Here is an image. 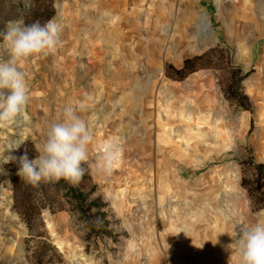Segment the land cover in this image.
Returning <instances> with one entry per match:
<instances>
[{
  "label": "rangeland",
  "instance_id": "rangeland-1",
  "mask_svg": "<svg viewBox=\"0 0 264 264\" xmlns=\"http://www.w3.org/2000/svg\"><path fill=\"white\" fill-rule=\"evenodd\" d=\"M2 1L16 12L33 7ZM53 7L63 44L21 65L29 119L0 127V147L23 139L12 154L30 143L35 159L46 124L72 105L95 130L91 163L109 139L124 154L110 175L89 172L86 191L96 185L90 198L105 204L107 234L89 237L68 203L43 210L47 240L60 254L50 264H229L237 221L264 218L249 162L264 165V0H55ZM16 19L5 20L4 31ZM210 50L209 67L181 81L166 75V65ZM235 69L251 70L241 82L249 109L227 94ZM0 167V264H32L34 242L11 210L9 176L19 166ZM260 183L264 190V174Z\"/></svg>",
  "mask_w": 264,
  "mask_h": 264
},
{
  "label": "clouds",
  "instance_id": "clouds-1",
  "mask_svg": "<svg viewBox=\"0 0 264 264\" xmlns=\"http://www.w3.org/2000/svg\"><path fill=\"white\" fill-rule=\"evenodd\" d=\"M61 34L62 25L55 18L43 24L38 20L30 24L23 19L10 20L0 33V43L7 51V58L0 59V127L28 122L27 108L32 95L21 65L33 57L54 55L63 44ZM78 111L72 105L64 106L57 119L46 124L45 138L36 147L35 159H29L26 148L23 155H13L25 141L10 140L6 148L0 147V165L18 164V177L33 187L60 180L76 185L86 172L110 175L123 159V146L111 139L105 141L95 163H91L89 154L96 142L95 130L91 118L85 120ZM228 234L233 238L226 245V250L232 252L229 264L236 254L238 264H264V218L258 217L252 223L238 220L235 236Z\"/></svg>",
  "mask_w": 264,
  "mask_h": 264
},
{
  "label": "trees",
  "instance_id": "trees-1",
  "mask_svg": "<svg viewBox=\"0 0 264 264\" xmlns=\"http://www.w3.org/2000/svg\"><path fill=\"white\" fill-rule=\"evenodd\" d=\"M31 2L32 8L16 12V5L4 4L0 0V33L4 32V22L10 17L21 16L25 23L28 24L37 20L43 24L54 17L55 9L53 4L55 0H31ZM6 11L10 13V16H3ZM1 41L2 36H0ZM210 53L211 50L186 58L178 68L168 64L165 67V73L171 79L181 81L197 70L209 67L208 56ZM250 73L251 70L242 74L240 69H235L232 73V81L227 87V94L230 99L243 103L244 109H249V102L248 97L241 91V82ZM25 148L29 159H34L31 156V152L34 150L30 143H27L21 149L22 155L25 152ZM249 162L257 173L254 191L264 200L263 185L260 183L261 176L264 174V165L254 162L252 158H250ZM84 167L87 168V165L85 164ZM9 183L12 189L11 210L17 214L27 230L29 239L34 242L30 257L32 264H50L60 260V254L47 240L42 219L43 210H49L52 213L62 211L65 210V203H68L74 208V213L77 217L85 224L89 231V237L93 235L98 238L108 233L104 225V202H102L100 196L93 199L90 198L96 189V185H92L90 190L86 191V188L91 183L89 172H86L82 180L76 185L60 180L58 182H41L38 187H33L21 180L17 175V171L9 176Z\"/></svg>",
  "mask_w": 264,
  "mask_h": 264
}]
</instances>
